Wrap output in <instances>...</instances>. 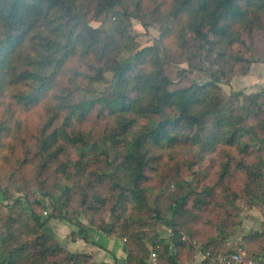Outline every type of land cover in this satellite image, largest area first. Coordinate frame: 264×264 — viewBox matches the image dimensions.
Masks as SVG:
<instances>
[{"label":"rangeland","instance_id":"1","mask_svg":"<svg viewBox=\"0 0 264 264\" xmlns=\"http://www.w3.org/2000/svg\"><path fill=\"white\" fill-rule=\"evenodd\" d=\"M172 1L142 0L139 8L130 2L127 13L107 11L97 18L90 14L89 20L121 40L124 56L153 46L150 58L164 64L172 90L215 82L223 114L238 116L234 123L249 133L242 145L204 146L205 129L197 145L179 141L156 149L142 184L146 203L138 205L132 190L125 189L130 198L117 204L120 190L128 185L129 170L121 166L126 148L108 140L116 130L114 117L100 115L95 108L86 119L63 125L67 113L59 95H67L65 86L85 66L71 59L40 102L24 106L11 95L2 100L0 124L6 129L0 134V236L9 237L5 244L0 241V264H128L130 250L147 253L144 243L151 250L147 259L152 264H170L157 258L168 256L165 243L173 246L179 264L198 261L197 251L206 247L214 252L237 247L264 250V133L257 132L264 116V15L232 25L228 45H214L185 25L187 17L177 21L165 17ZM144 67L153 68L150 63ZM104 74L101 81L80 78L86 88L80 96L112 94L113 74ZM174 114L166 108L152 120ZM148 121L140 119L128 140ZM62 128L81 133L98 148L83 149L81 142L60 137L49 151L43 150V137L54 129L62 134ZM57 148L61 151L52 159L50 152ZM112 223L115 228L108 233ZM42 241L61 249L48 257L37 254ZM16 246L26 248L11 252ZM154 248L159 250L155 253Z\"/></svg>","mask_w":264,"mask_h":264},{"label":"trees","instance_id":"2","mask_svg":"<svg viewBox=\"0 0 264 264\" xmlns=\"http://www.w3.org/2000/svg\"><path fill=\"white\" fill-rule=\"evenodd\" d=\"M141 1L0 0V106L3 98L9 95L24 106L40 102L57 83V76L61 75L69 60H80L82 65H85L83 73L76 70L72 84L65 86L67 95H59L64 101L61 109L67 113L63 125L69 127L75 119H86L95 108L100 115L109 113L114 117L116 130L108 140L114 146L126 148L121 166L129 170L128 185L120 190L117 204H124L130 198L125 194V189L132 190V197L138 205L146 203L141 192L142 184L148 177L147 171L156 157L154 152L156 149L162 150L164 146L177 144L179 141L197 145L202 141V131L205 129L208 130V134L203 145L209 148L220 142L227 145H242L241 140L248 133L245 126L239 127L234 123L238 116L223 114L220 108L219 86L215 82H195L172 90L170 89L172 80L164 64L158 59L150 58L153 46L138 49L133 54L124 56L121 40L112 34H104L100 27L90 23V14L93 18L100 17L107 11L119 12L122 15L127 13L125 8L130 2L139 8ZM119 7L124 10L120 12ZM253 12L255 16H252ZM164 15L168 19L174 18V21L180 20L183 16L187 17L184 20L185 25H188L198 38L210 41L214 45H228L226 40L232 33V25L241 22L248 24L247 20L253 17L260 19L264 15V0H173L171 7L164 11ZM168 31L170 32L169 28ZM100 63L102 65H99ZM148 63L153 68L144 67ZM106 71L113 74L110 82L115 91L112 94L105 91L100 96H93L94 93L80 96V91L86 90L78 82L80 78L89 76L101 81ZM248 71L247 67L245 72ZM72 85L74 88L69 89ZM211 102L214 104L209 107ZM166 108L175 110V114L172 117L152 120V117ZM140 119L149 121L143 124V128L129 141L126 136ZM5 129L6 127L0 124V134ZM257 132L264 133V116L259 120ZM62 134L54 129L45 135L43 150L49 151L60 137L74 144L81 142L83 149L88 146L98 148L97 143L90 145L81 133L72 134L62 128ZM261 137L264 144V135ZM247 147L248 143L243 144L242 150H247ZM60 151L61 149L57 148L50 152L51 158L53 159ZM227 171L226 165L222 176ZM255 171L254 173H257ZM115 185L122 187L118 182H115ZM209 189L211 192V188ZM96 198L102 203L105 202L102 197ZM184 201L182 200V205ZM173 209L176 212L177 206H173ZM113 228L115 226L112 223L107 229L108 233ZM103 231H106V228H103ZM1 237L3 236H0L1 243L5 244L9 236L4 240ZM37 242L35 240L34 245L32 244L35 248ZM38 246L40 248L37 254L47 257L61 249L57 244L47 247L43 241L39 242ZM25 248L26 246H16L11 252L22 251ZM172 248L171 244L165 243L163 252L168 253V256L157 254V258L160 257L159 261L165 258L170 264H179ZM142 249L147 252L145 255L135 253L133 250L128 252V264H150L147 256L151 250L146 243L142 245ZM158 250L153 249L155 253ZM207 250L212 255L225 252H214L207 247L201 251ZM60 259L63 261V258ZM199 264L213 263L209 259H203Z\"/></svg>","mask_w":264,"mask_h":264},{"label":"built area","instance_id":"3","mask_svg":"<svg viewBox=\"0 0 264 264\" xmlns=\"http://www.w3.org/2000/svg\"><path fill=\"white\" fill-rule=\"evenodd\" d=\"M197 257L201 260L209 259L213 264H264V250H248L237 247L218 255H212L210 251L198 250Z\"/></svg>","mask_w":264,"mask_h":264},{"label":"crops","instance_id":"4","mask_svg":"<svg viewBox=\"0 0 264 264\" xmlns=\"http://www.w3.org/2000/svg\"><path fill=\"white\" fill-rule=\"evenodd\" d=\"M199 260L198 261H196V262H186V263H181V264H199V262H200V258H198ZM150 264H152V263H150ZM159 264V263H158Z\"/></svg>","mask_w":264,"mask_h":264}]
</instances>
